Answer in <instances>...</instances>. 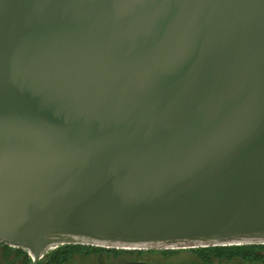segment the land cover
I'll use <instances>...</instances> for the list:
<instances>
[{
  "label": "water",
  "instance_id": "95a60500",
  "mask_svg": "<svg viewBox=\"0 0 264 264\" xmlns=\"http://www.w3.org/2000/svg\"><path fill=\"white\" fill-rule=\"evenodd\" d=\"M0 243L264 244V0H0Z\"/></svg>",
  "mask_w": 264,
  "mask_h": 264
},
{
  "label": "flooded vegetation",
  "instance_id": "af4514ba",
  "mask_svg": "<svg viewBox=\"0 0 264 264\" xmlns=\"http://www.w3.org/2000/svg\"><path fill=\"white\" fill-rule=\"evenodd\" d=\"M75 245H82V244H66V245H59L56 248H54L51 252H48L44 255V257L47 255V257L45 259H49L50 255L53 252H59L62 253V257L60 258L61 260H55V261H61L59 264H65L68 263V260H71V256H73V259L71 260V263H79V264H100V261L103 262V260L105 262H109V264H111V261H116L114 259H110V257L112 258H117V259H122L121 262L117 263V264H121L123 262L126 261H142V262H148V263H152L155 264L153 262H149L146 261L143 258H147V257H156L158 260H162L160 257H170L169 261H166V264H205L203 262H201L198 259V256H194V255H184L181 256L179 254H177L178 252H174V253H170L167 252L165 253L166 250H162V251H155V250H135V251H129V250H119V249H106L104 251H100V252H89L87 250L83 251V253L81 254V252L75 251ZM0 246L4 249L10 252L11 248L12 250H14L19 257H22V264H31L32 261H28L27 256L30 257L29 253L21 248L18 247H14V246H10L4 243H0ZM83 246H89V245H83ZM102 248V247H100ZM173 250V249H171ZM174 250H181V249H174ZM98 254H107L109 257L105 256L104 258L100 257ZM177 254L176 256H173ZM129 256V257H128ZM43 257V258H44ZM128 257V258H127ZM75 258L77 259L75 262ZM84 258V259H83ZM102 258V259H101ZM127 258V259H125ZM41 259L38 264H43L46 260ZM68 259V260H66ZM82 259V260H79ZM224 259L226 260V262L224 264H231L230 259L232 258H227L224 257ZM43 260V261H42ZM241 260L243 261V259L241 258ZM64 261V262H63ZM43 262V263H42ZM5 263V262H4ZM2 262V258L0 259V264H4ZM52 264H55L54 262H52ZM235 264H241V262H239V260L236 258L235 260Z\"/></svg>",
  "mask_w": 264,
  "mask_h": 264
},
{
  "label": "trees",
  "instance_id": "16d2710c",
  "mask_svg": "<svg viewBox=\"0 0 264 264\" xmlns=\"http://www.w3.org/2000/svg\"><path fill=\"white\" fill-rule=\"evenodd\" d=\"M260 247L264 248V245H230V246H213V247H200V248H194L191 249L196 255L200 257H204V255H211L214 254L215 256L219 257H227V258H235V257H241L243 260L246 261H252V262H260L262 261L264 263V256L257 254L256 250ZM89 251V252H100L104 251L105 248H99L94 246H83V245H75V251L81 252V251ZM177 250H166L165 253L170 252L174 253ZM62 253L59 252H53L50 255V258L47 259L43 264H52L54 262L55 264H59L60 262L55 260H61ZM28 261L31 259L29 256H27ZM64 262V261H63Z\"/></svg>",
  "mask_w": 264,
  "mask_h": 264
},
{
  "label": "rangeland",
  "instance_id": "374dc122",
  "mask_svg": "<svg viewBox=\"0 0 264 264\" xmlns=\"http://www.w3.org/2000/svg\"><path fill=\"white\" fill-rule=\"evenodd\" d=\"M257 245H264V244H257ZM94 247H97V246H94ZM100 248V247H99ZM52 251V250H51ZM50 251V252H51ZM168 251H171V249H168ZM176 252H178L177 254H179V255H181V256H184V255H194V256H198V255H196L191 249H181V250H178V251H176ZM83 253V251H81V254ZM97 253V252H96ZM256 253L257 254H260V255H262V256H264V248L263 247H260V248H258L257 250H256ZM49 254V253H48ZM47 254V255H48ZM177 254H175V255H173V256H176ZM47 255L43 258V260L47 257ZM100 257H102V258H104L105 256H107V257H109L107 254H98ZM73 256H75L74 255V253H73V255L70 257L71 258V260L73 259ZM129 257V256H128ZM127 257V258H128ZM2 258V262L4 263V264H22V257H19V255L14 251V250H12V248H11V250H10V252L9 251H7V250H4L1 246H0V259ZM31 260L30 261H32V258L31 257H29ZM101 258V259H102ZM127 258H125V259H127ZM162 260H158L156 257H147V258H143V259H145L146 261H149V262H153V263H155V264H166V261H169V259H170V257H167V256H165V257H160ZM236 258L239 260V262H241V264H264L262 261H260V262H252V261H246V260H241V257H233L232 259H230V261H232V262H230L231 264H235V260H236ZM84 259V258H83ZM110 259H114V260H116V261H111V264H117V263H119V262H121L122 261V259H117V258H112V257H110ZM198 259L201 261V262H203V263H205V264H224L225 262H226V260L224 259V256L223 257H219V256H215L214 254H211V255H204V257L202 256V257H200V256H198ZM42 260V261H43ZM45 260H47V259H45ZM66 260H68V259H66ZM71 260H68L69 262L68 263H65V264H74V263H71ZM76 258H75V262H76ZM79 260H82V259H79ZM110 262V261H109ZM109 262H105L104 260H103V262L102 261H100V264H109ZM76 264H79V263H76Z\"/></svg>",
  "mask_w": 264,
  "mask_h": 264
},
{
  "label": "bare ground",
  "instance_id": "6f19581e",
  "mask_svg": "<svg viewBox=\"0 0 264 264\" xmlns=\"http://www.w3.org/2000/svg\"><path fill=\"white\" fill-rule=\"evenodd\" d=\"M89 246H91V245H89ZM103 248V247H102ZM106 248V247H105ZM54 249V248H53ZM52 249V250H53ZM106 249H112V248H106ZM119 250H129V251H135V250H137V249H119ZM162 250H168V249H159V250H155V251H162Z\"/></svg>",
  "mask_w": 264,
  "mask_h": 264
}]
</instances>
